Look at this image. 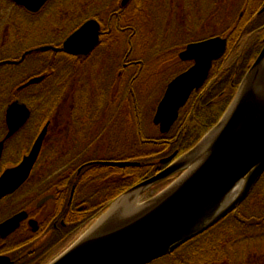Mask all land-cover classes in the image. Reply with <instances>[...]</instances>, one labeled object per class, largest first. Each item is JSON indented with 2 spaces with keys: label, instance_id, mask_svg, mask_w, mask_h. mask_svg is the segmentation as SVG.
<instances>
[{
  "label": "trees",
  "instance_id": "1",
  "mask_svg": "<svg viewBox=\"0 0 264 264\" xmlns=\"http://www.w3.org/2000/svg\"><path fill=\"white\" fill-rule=\"evenodd\" d=\"M72 1L74 2L73 6L60 7L62 15L69 16L68 19L64 20L65 23H71V26L64 30L63 37L60 40L48 37L46 40L40 41L41 43L30 45L31 47L22 51L21 54L39 47L42 43L59 46L66 36L87 18L101 19L96 15H87L88 12L75 15L78 11H82L80 10L82 6L75 5L76 2L88 5L90 1ZM57 2L60 6L65 0H50L38 12L30 13L22 7L14 5L11 0H4L0 5L5 4L7 14L0 18L1 35L9 37V45L16 44L28 31L26 27L16 23L12 28H8L9 23L14 20L16 12L20 11L31 17H38L41 16L43 10L52 9L53 3ZM200 2H204L203 5L199 4L204 8L214 5L212 13H208L210 25L203 27H211L215 22L220 27L217 31L214 30L215 33L205 38L222 35L227 40V49L221 58L213 62L205 83L198 90H194L187 98V102L179 110L177 119H175L171 128L165 133L159 132L160 136L148 135L143 132L140 119L141 99L138 96V89L127 93L126 95L131 98L124 99L127 101V103H124V100H120L119 93L117 94V91L115 92L112 89V84L107 87H102L95 82L93 84L83 73H80L82 71L77 66L80 64L78 61L80 62L82 59L89 57L92 52L87 56H74L64 52L53 53L46 61L41 60V67L35 70L32 75H42L43 80L49 78V82L44 83L41 80L40 83L29 85L21 91L17 90L18 92L15 94L17 96L26 89L31 92L27 95L20 94V99H18L29 108L30 116L22 134L19 133L11 141L18 140L30 126L36 125L38 129V127L48 123V131L53 122L51 128H56L57 120L59 118L61 120L64 113L67 114V117L61 122L62 127H59L54 134V144L49 143L50 137L48 141H45L48 133L44 136L37 161L23 185V187H31V193L37 197L53 193L56 202L60 206L57 213L58 217L65 218L64 223L72 225L67 230L60 223H57L56 228L49 230V233L52 234L49 239H46L45 244L49 246L46 250L70 235L82 222L90 221L117 196L165 167L167 163H161L162 158L173 153H175V157H178L193 148L205 132L218 122L233 97H235L239 83L263 45V42L260 41L258 27L264 22V13L259 14L258 12L264 5V0H236V3H229V0H213L211 2L199 0L198 3ZM242 2V7H245L243 9L240 8ZM113 3V5L105 6V8L109 11L112 10L116 6V0ZM141 4L142 1L138 3V0H132L129 7H132V11H136L137 8L141 7ZM170 5L179 7L176 1ZM4 7L0 6V8ZM154 7L157 8L155 10L158 14L157 18L163 19L164 7H162L161 2L158 1ZM127 8L118 6L117 9L114 8L110 12L111 15L109 14L114 19L113 30L126 36L125 47L127 43V50L123 52L126 56L125 62H128L131 57L132 49L135 48L132 46V41L136 39L138 34V28L132 21L133 13L130 11L126 13ZM89 13L94 14V12ZM222 13H224V17L220 19L219 15ZM183 25L184 22L181 21L176 31H179V28L183 31ZM157 28L159 27L157 26ZM251 33L258 35L257 38L259 39L255 38V46L252 47L253 49L251 48L252 52L250 55L238 53L237 49L240 48L243 39ZM177 36L181 39L183 35L179 36L177 34ZM159 38L162 39L161 33L150 39L153 41L152 49L157 47L154 54H159L158 49L161 45L157 41ZM198 40L201 39L193 41ZM184 41L189 40L184 39ZM4 46L0 45L1 57L9 59L11 56L7 54L8 51L13 52L15 48L10 46L5 50L3 49ZM231 54H235V58L232 64L228 66L227 59ZM59 57L68 59L74 65L69 69L59 67L56 63ZM120 61L122 68H125V70L131 68V73L133 71L131 80H129L130 83L138 80L139 74L147 72L149 66L143 60V57L135 56L133 61H130L126 66H122L123 59ZM180 63L181 67L186 65V62L180 61ZM23 64L0 66V116L7 104L13 100L11 94H14L12 93L14 87L11 86H15L19 82L21 84L29 78L28 75L24 79L25 72H23V69L21 70ZM16 68L19 71L16 72ZM116 87L119 88V86ZM8 91H11V93L7 95L8 99L3 101L1 97L7 94ZM123 110H128L130 113L127 119L132 126L133 133L129 135L131 143L122 144L119 146L121 150L115 151L114 147L117 144L113 141L115 139L113 138L115 137L114 131L118 130L116 126L121 125L123 118H126ZM108 114L111 115L108 117ZM68 134L72 135L71 140L68 139ZM32 137L29 140V147L32 143ZM108 138L110 139L111 150L102 155L95 150L91 151L92 146H99ZM71 142L79 149H69L68 146ZM21 152L25 153L26 151L22 149ZM106 160L134 161L139 162V164L118 167L97 163ZM262 177H264V173ZM262 177H260L261 179H259L256 186L252 188L253 190L248 197L240 204V211L237 215L233 212L229 213L202 233L183 243L173 252L149 263L156 264L164 260H172V264L174 262V264H215L224 261L235 264L238 257H242L243 260L240 264H247L251 250H254L253 252L257 258L260 253V249L257 250V248L260 246L264 248V194L263 188H261V182L264 181V178ZM158 183L162 186L167 182L163 180ZM70 192L72 201L69 206H66L65 203ZM55 232L56 237H54ZM21 262H23L21 264L28 263V261H24V258Z\"/></svg>",
  "mask_w": 264,
  "mask_h": 264
},
{
  "label": "water",
  "instance_id": "2",
  "mask_svg": "<svg viewBox=\"0 0 264 264\" xmlns=\"http://www.w3.org/2000/svg\"><path fill=\"white\" fill-rule=\"evenodd\" d=\"M11 1L35 13L49 0ZM128 1L121 0V6ZM99 30L96 19H87L60 46L42 45L24 52L18 61L6 60L0 64L19 62L26 54L37 51L87 55L99 42ZM226 48V38L211 36L190 42L179 52L180 60L192 63L168 82L154 110L152 122L160 133L170 129L180 108L204 84L213 62L222 57ZM42 79V75L34 76L21 87ZM29 116L30 110L24 103L18 100L9 103L5 110L7 133L3 139L18 131ZM47 128L48 123L42 126L19 163L4 169L0 175V199L13 193L29 177ZM3 143L4 140L0 141V157ZM174 156L175 153L162 158L161 163H169L166 167L115 198L94 228L48 264H146L173 252L238 208L264 172V44L219 122L193 148L176 160ZM97 163L118 167L139 164L134 161ZM192 164L195 165L190 167ZM176 172H182L177 181L154 198L125 209L124 195L140 192ZM50 197H43L37 205ZM26 217L23 210L1 222L0 237L14 231ZM29 224L36 229L35 220ZM11 263L8 256L0 255V264Z\"/></svg>",
  "mask_w": 264,
  "mask_h": 264
},
{
  "label": "rangeland",
  "instance_id": "3",
  "mask_svg": "<svg viewBox=\"0 0 264 264\" xmlns=\"http://www.w3.org/2000/svg\"><path fill=\"white\" fill-rule=\"evenodd\" d=\"M89 1H90V3L88 5H84V4H80V3L78 4L76 2L75 5L82 6L80 8V10H82V11H78L77 13H75V15L82 14V12H88L87 15H96V17L99 16L101 18L100 22H101L102 31H105V32L108 31L107 28H109V27L112 30H111L109 36L108 35L102 36L101 39L104 41L96 48L95 51H93L91 53V55L89 57L82 59L80 62L78 61V63H80V64H78L77 66H79L81 69L80 71H82L80 73H83V75L85 77H87L88 80H90L91 83H93V84H94V82L97 84L99 83V85L102 87L103 86L107 87V86L112 84V86H113L112 89L115 92L117 91V94L119 93L118 96L121 97V99H120L121 101L124 99H127L129 97V95H126L127 93H131V92H133V90L138 89L139 90L138 96H140V99H141V104H140V107H141V109H140L141 114L140 115H141V117H140V119H141V126L143 128V132H144V134L147 133L148 135L160 136V133L158 131V126H155L154 123L152 122V119H153V116L155 113L154 110H156L157 104H158L159 100L161 99V97L165 91L164 89L166 88L167 83L174 76H176L178 73L183 71L186 67H188L191 64V62H186V65H184V66L182 65V67H181V63H180L179 58H178V53L184 49V47L186 46V44L188 42L196 40V39H203V38L207 37L208 35L215 33L217 31V29L220 28L218 23H216V22L211 27H208V28L203 27V26H206L208 24L210 25V18H208V13H210V14L212 13L214 5H212V6L209 5L206 8H204L203 6L201 7V5L204 4V2L198 3L199 0H194V1L193 0H143L144 2H142L141 7L137 8L136 11H132L131 10L132 7L128 6V8L125 12L129 13L128 11H130L133 13L132 21L134 22V24L138 28V34L136 36V39H134V41H132V46H134L135 48L132 49L133 51L131 53L130 59H128V62L133 61L134 57L137 56V57H143V60H145V62L149 65L147 68V72H145L144 74H142V73L139 74V76L137 77L138 80H135L134 83H130L129 80H131V76L133 75V71L131 73V71H130L131 68L127 69V70H125V68H122L121 67V61H120L122 59H123V61L126 60V58H125L126 56H124V54H123V52H125L127 50V43H126V47H125V37L126 36L120 35L116 31L113 30V27H112L113 23H114L113 17L110 20L109 25L106 22L107 19L111 15L110 12L112 10H114V8L117 9V7L119 6L120 0H116V6L110 11L107 10V8H105V6L113 5L114 0H89ZM158 1L161 2L162 7H164L163 19L157 18L158 14L155 11L157 8L154 6H156ZM174 1H176V4L179 7H176L175 5H170ZM207 1L211 2L213 0H207ZM218 1H220V0H218ZM241 1H243V0H241ZM2 2H4V0H0V3H2ZM82 2H85V0H82ZM229 3H236V0H229ZM130 4H131V2H130ZM199 4H201V5H199ZM4 5L5 4H1L0 6L4 7ZM58 5H59L58 2L53 3L52 9L50 8V10H45V11L43 10L42 11L43 13L41 12L42 13L41 16H38V17L28 16V15H26L20 11L16 12V14L13 18L14 20L10 22L11 24L9 23L8 28L9 29L12 28L14 23H16V24H21L22 27H26L28 31H26V34L22 36V39L19 40L14 45H9L10 44L9 43V37H6L5 35H1V33H0V45H5L3 47V49L6 50V48L8 49L10 46H12V48H15V50H16L15 51L14 49H12V50H14L13 52L11 50L8 51L7 54L9 56H11V57L8 56L9 59L18 58L22 51L27 50L31 47L30 45H32L34 43L35 44L41 43L40 41L46 40L48 37L49 38H55L57 40H60L63 37L62 35L64 33V30H67V28H69V26H71V23H65L64 20L68 19L69 16L68 15L63 16L62 12L60 11V7H62V6H65V7L73 6L74 2L72 0H65V2L61 3L60 6H58ZM242 6H243V2H242V4L240 3V8H242V9L245 8ZM263 6H262V8H263ZM262 8L258 12L259 14H260V12L264 13ZM6 10H7L6 7L0 8V18L2 16H4V14H7ZM58 11H60V12H58ZM89 12H94V14H90ZM162 14H163V12H162ZM205 14H207V15H205ZM62 16H63V18H62ZM75 17H77V16H75ZM223 17H224V13L219 15L220 19H222ZM132 21H131V23H132ZM181 21L184 22V25L182 26L184 28V30L181 31V29L179 28V31H176V28H178V25ZM157 26L159 28H157ZM212 27H214L215 29ZM214 30H216V31H214ZM159 33H161L162 39L159 38V39H157V41L160 42V44H161L159 46L161 48V50L159 48L158 49L159 54H154V51L156 50L157 47L152 49L153 48V43H152L153 41H151L150 39L152 37H154V35L156 36ZM177 34H179V36L183 35V36H181L182 38L179 39ZM257 37H258V35L256 36L253 33L246 36L243 39V42H242L240 48L237 49L238 53H242V55L243 54L244 55H246V54L250 55V53L252 52V49H253L252 47L255 46V44H254L255 38H257ZM184 39L189 40V41L185 42ZM106 40H108V41L106 42ZM181 41H182V43H181ZM260 41H261V39H260ZM180 43H181V45L178 46V44H180ZM42 45H46V44L42 43ZM42 45H39V46H42ZM50 52L52 54H49ZM53 53L57 54L60 52L37 51L35 53L26 54L23 61L21 62V64L24 63L22 65V68H21V70L23 69V72H25L26 77L24 76V79H26L28 77V75H29L28 79L33 77L32 75L34 74V71L41 67V64H42L41 60L46 61L47 59H49L51 57V55H53ZM0 57H1V53H0ZM3 58H5V57L2 56L0 58V60H2ZM234 58H235V54H233V55L231 54L228 57V59H227L228 66L232 64V61L234 60ZM56 63L58 64L59 67H63L64 69H69L74 65L73 62L69 61L68 59H63L61 57L57 58ZM22 79H23V77H22ZM51 79H52V77H51ZM49 80L50 79L48 78V79H45L43 81H44V83H46L47 81L49 82ZM26 81L22 82L21 84H19L20 82L18 84L16 83L17 85H15V86H11V87H14L12 90V93H14V94H11V95H13L11 99H20L19 96H21L22 94L23 95L31 94V92H28L27 91L28 89H26L22 93L20 92L21 95L20 94L18 96L15 95L18 92L17 90L21 91L24 88H26V87H21ZM43 81H42V84H43ZM126 84H127V87L125 88ZM116 86H119V88H117ZM121 88H123V89H121ZM126 89H127V91H126ZM9 93H11V91H8L7 94H4L1 97L3 99V101L8 99L7 95H9ZM129 98H131V97H129ZM123 102L127 103V101H125V100ZM4 111L5 110H3V114L0 116V135L4 134V132H5ZM123 112H124L126 118H123L121 125L116 126V128L118 130L114 131L115 137H113V138H115V139L114 140L112 139L115 142V144H117V146L114 147L115 151L121 150V147H119L120 145L125 144V143L126 144L131 143L129 141V135H130V133H133L132 132L133 130L131 128L132 127L131 124L128 123V119H127L130 116L129 115L130 113L128 112V110H123ZM223 114H222V116H223ZM110 115L111 114H108V117ZM66 117H67V114L64 113L62 119L60 120V118H59L57 120V127L56 128H54V127L51 128V126H53V122H52V125L50 126L49 130L46 132L48 134H47V138L45 141H48V138L50 137L49 143H51V144L55 143L54 142V140H55L54 134L58 131L59 127H62L61 125H63V124H61V122ZM221 117H220V119H221ZM126 120H127L128 124L126 123ZM219 120H218V122H219ZM214 126H212V127H214ZM41 128L42 127L40 126L37 129L36 125L33 127L30 126L27 130H25L23 132V135L18 140L8 141L6 143V147H8V151H7L6 157L4 158V161L6 160V162H5L6 164L4 163L3 166L10 165L7 163H11V160L15 159L17 151H20L22 149L27 151L29 144H30V141H29L30 137L33 136L32 137V141H33L34 138L36 137V135L40 132ZM209 130H210V128H209ZM206 133L207 132H205L204 135H206ZM116 138H117V140H116ZM68 147L71 150H73V149L78 150L79 149L77 146L73 145V142H71V144H69ZM15 149L17 151H14ZM111 149L112 148L110 146V139L108 138V140H105V142L103 141V143H100L99 146H95V145L92 146L91 151L95 150L100 155H102ZM183 154H181V155H183ZM180 156H178V157H180ZM178 157L174 156L173 160L174 159L176 160ZM183 172H184V170H183ZM181 174H182V172H179L178 174L176 173L173 177L168 178V180L165 179V181L167 182L165 185L160 186V185H158L160 183L157 182L152 186L144 188L140 192L133 193V194L129 193L128 195L126 194L127 196L124 195L122 202H123V204L129 206L128 204H130V202L135 203V200H136L137 204L135 203L134 204L135 206L142 205L146 201H149L150 199H152L156 195H158L163 189L168 187L175 180L177 181V178L179 176H181ZM262 178H264V177H262ZM261 184L263 187L264 181L261 182ZM21 189L22 190H20V192H22V194L19 197V200L17 202H15V203L10 202V203H8V204L6 203L4 205L2 204V206L0 207V220L6 218L9 214H11V213H13L19 209H23L24 207H26L28 209L33 208V210H34L36 200L43 196V195H41V196L37 197V196H35V194H32L31 193L32 191H30L31 187H23ZM125 193H126V191H125ZM48 194H50V193H48ZM122 194H124V192ZM122 194H120V195H122ZM119 196H117V197H119ZM112 201L108 205H110L112 203ZM51 204L52 203L50 201H48L44 205V207H42L41 210H39L40 216H41V214L47 213L48 210H51ZM108 205H106L107 207L104 208V210H102L100 213L96 214L90 221H87L86 223L82 222L81 224H79L78 227H76V229L73 232L70 233V235L66 236L61 241L54 244V246L52 247V251L50 253L49 258L47 259V261L45 260V262H42V263L43 264H45L47 262L49 263L51 260L57 258V256H59L66 249H68L76 241V239L78 240L90 228L91 229L94 228L93 226L101 218L100 216H102L107 211V209L109 208ZM238 208L236 210L232 211L233 214L234 213L236 215L238 214V212L240 211V208L239 209ZM37 219L38 220L40 219L39 216L37 217ZM70 225L71 224L68 223V226H70ZM49 226L51 227V224ZM70 227H72V225ZM50 237L51 236H50L49 231L39 233L40 243L42 240L46 241V239H49ZM54 237H56V232L54 234ZM258 249H260V253L258 254L257 258L255 257V253L253 252L254 250L250 251L251 253L247 259V264H262L263 263V261H264V248L262 246H260L257 248V250ZM242 260H243L242 257H238V260L235 261L236 262L235 264H240L242 262ZM172 262H173L172 260H164V261L158 262L156 264H172ZM146 264H154V263H146ZM215 264H229V263L224 261V262H217Z\"/></svg>",
  "mask_w": 264,
  "mask_h": 264
},
{
  "label": "flooded vegetation",
  "instance_id": "4",
  "mask_svg": "<svg viewBox=\"0 0 264 264\" xmlns=\"http://www.w3.org/2000/svg\"><path fill=\"white\" fill-rule=\"evenodd\" d=\"M141 1L144 2L143 0H138V3H140ZM130 2H132V0H129L126 3V5L121 6V0H120L119 1V6L121 8H126V7L129 6ZM263 11H264V9H263ZM111 19H112L111 16L107 19L106 22L108 23V25L110 24V20ZM96 21H98L99 24H100V30H99L100 31V35H99L98 45L96 46V48H97L104 41V40L101 39L102 36L103 35H108L109 36L112 29L109 27V28H107L108 31H106V32L102 31L100 19H96ZM258 31H259V37H260L261 41L264 44V22H262V24L258 27ZM108 40H106V42ZM129 51H131V50L129 49ZM21 56H22V54H21ZM19 59L20 58H17V59H2V60H0V62L6 61V60L18 61ZM22 61H23V59L21 61H19V62H16V63H3V64H0V66H4V65L16 66V65H20ZM129 63L130 62L123 61L122 65L126 66ZM15 71L17 72L19 70L16 68ZM34 84H36V83H34ZM30 85H32V84H30ZM28 86H24V87H28ZM15 100H18V99H13V100H11V102H13ZM18 101H20V100H18ZM5 110H6V108H5ZM27 122L28 121H26V123ZM25 125L20 127L19 130L16 131L10 138L3 139L5 137V135H6V133H7V127H6V122H5V111H4L5 132H4V134L0 135V141L4 140L3 148H2V152H1V157H0V175L2 174L4 169L10 168V167L15 166L16 164H18L19 161L21 160V158L25 154H27L29 149L31 148V146H32V144H33V142H34L36 137L34 138V140L31 143V146L27 149V151L25 153H22L21 152L22 150L17 151L15 149L14 151H17L15 159L11 160V163H7V164H10V165L3 166V164L6 162V160L4 161V158L6 157V154H7V151H8V147H6V143L8 141H11V139L13 137L17 136L19 133L21 135ZM70 133H71V129H70ZM71 136H72L71 134H68V139L69 140H71ZM259 179H261V178H259ZM258 182H259V180H258ZM23 185L24 184H22L18 189H15L16 191H14L13 193H11V194L3 197L2 199H0V207L2 206V204L4 205V204H6V203L8 204L10 202L11 203L12 202H14V203L17 202L19 200V197L22 194V192H20V190H22L21 188L23 187ZM48 195L51 196L49 199H47L46 201H44L40 205H37L38 202L43 197L48 196ZM71 196H72V194L70 192L69 196L67 197L68 199H67V201L65 203L66 206L70 205V203L72 201ZM48 201H50L52 203L51 204V210H48L47 213H45V214H41V216H42L41 217L39 210H41V208L44 207V205ZM58 204L59 203L56 202V198H55V195H53V193L45 194V195H43L42 197H40V198H38L36 200L35 206H34L35 207L34 210H33V208L32 209H28V208L24 207L23 209H19V210L15 211V212L9 214L6 218L0 220V223H1L4 220H6L7 218H9V217L13 216L14 214H16V213H18L20 211H23V210L27 214V217L24 218V220L20 222V224L18 225V227L14 231H12L10 234H8L5 237H0V255L8 256L10 258V260L12 261L11 264H21V263H23V262H21V260L23 258H24L25 262L28 261L27 264H43L42 262H45V260L47 261V259L50 256V253L52 251V247H50V249L46 250L49 246L45 244L46 241H44V240H42L41 243H40L39 233L46 232V231H49L51 229L56 228L57 222L60 223L65 229H67V230L69 229V226L64 223V219L65 218L58 217L57 213H58V211L60 209V206ZM36 216L37 217L39 216L40 219L38 220ZM30 220H35V222H36V229L35 230L29 224ZM50 224H51V227L49 226ZM45 264H48V262L45 263Z\"/></svg>",
  "mask_w": 264,
  "mask_h": 264
},
{
  "label": "bare ground",
  "instance_id": "5",
  "mask_svg": "<svg viewBox=\"0 0 264 264\" xmlns=\"http://www.w3.org/2000/svg\"><path fill=\"white\" fill-rule=\"evenodd\" d=\"M194 165H195V164H192V166H190V167H193ZM135 203H136V200H135ZM135 203L130 202V204H128V205H134ZM136 204H137V203H136ZM124 206L126 207L125 209L128 210L129 206H127V205H125V204H124Z\"/></svg>",
  "mask_w": 264,
  "mask_h": 264
}]
</instances>
